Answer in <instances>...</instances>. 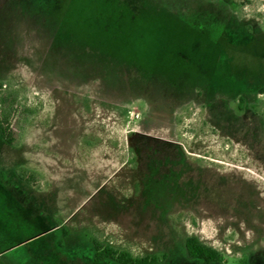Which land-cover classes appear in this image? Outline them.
I'll list each match as a JSON object with an SVG mask.
<instances>
[{
	"label": "rangeland",
	"instance_id": "374dc122",
	"mask_svg": "<svg viewBox=\"0 0 264 264\" xmlns=\"http://www.w3.org/2000/svg\"><path fill=\"white\" fill-rule=\"evenodd\" d=\"M232 1L0 0L3 263L264 264V0Z\"/></svg>",
	"mask_w": 264,
	"mask_h": 264
},
{
	"label": "trees",
	"instance_id": "16d2710c",
	"mask_svg": "<svg viewBox=\"0 0 264 264\" xmlns=\"http://www.w3.org/2000/svg\"><path fill=\"white\" fill-rule=\"evenodd\" d=\"M227 4H233L232 0H222ZM248 37H251L250 35ZM3 83L0 82V136L11 146L17 145L15 132L13 130V121L18 117V98L13 93H3ZM259 94H264V88L258 90ZM243 101V99H241ZM26 174V172H24ZM94 249L93 261L100 264L104 261H113L117 264H168L169 255L163 253L161 256L157 254L146 255L143 257L134 256L127 250H120L111 244L101 242L96 238H91ZM185 262L198 264H222L224 262L223 255L203 243L195 236L187 237L184 241ZM180 262L179 264H186ZM0 264H5L0 260ZM247 264V263H245Z\"/></svg>",
	"mask_w": 264,
	"mask_h": 264
}]
</instances>
